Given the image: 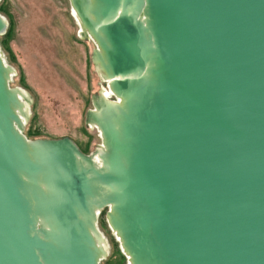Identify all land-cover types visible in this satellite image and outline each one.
<instances>
[{"label": "water", "instance_id": "obj_1", "mask_svg": "<svg viewBox=\"0 0 264 264\" xmlns=\"http://www.w3.org/2000/svg\"><path fill=\"white\" fill-rule=\"evenodd\" d=\"M70 2L104 151L27 139L0 49V264H100L106 208L129 264H264V0Z\"/></svg>", "mask_w": 264, "mask_h": 264}, {"label": "rangeland", "instance_id": "obj_2", "mask_svg": "<svg viewBox=\"0 0 264 264\" xmlns=\"http://www.w3.org/2000/svg\"><path fill=\"white\" fill-rule=\"evenodd\" d=\"M0 15L8 22L0 49L14 70L10 87L26 90L32 98L23 134L29 140L70 137L85 154L99 149L101 134L87 124L86 113L107 84L94 61L97 45L80 36L70 0H0ZM108 211L98 216L99 234L110 247L100 264H129L108 224Z\"/></svg>", "mask_w": 264, "mask_h": 264}, {"label": "bare ground", "instance_id": "obj_3", "mask_svg": "<svg viewBox=\"0 0 264 264\" xmlns=\"http://www.w3.org/2000/svg\"><path fill=\"white\" fill-rule=\"evenodd\" d=\"M72 14L74 15V17L77 19V21L79 22V18L77 17V14H76V12L74 11V9L72 8ZM80 24V23H79ZM80 36L82 37V38H84V39H89L90 37L87 35V33H86V31H85V29L84 28H82V26H80ZM97 67H98V71H99V73H100V77H101V79H102V82L103 83H105V84H107V81H106V78H105V76H104V74H103V72H102V70L100 69V66L97 64ZM21 91H18V93H20V98L22 99V101L24 102V108H23V111L24 112H22V119H23V121H24V123H27V121H28V118L30 117V115H31V109H30V105H31V95L28 93V92H26V90H23V89H20ZM100 93H101V95L103 96V97H109L111 94H110V92H109V90L107 89V88H105V87H103V88H101V90H100ZM115 102H119V100L118 101H115ZM120 103V102H119ZM119 103H115V104H119ZM92 128H96V126H93L92 125ZM104 151V147L103 146H100L99 147V152L100 153H102ZM98 153V152H97ZM115 233V232H114ZM116 234V233H115ZM117 236V235H116ZM96 237H97V241H98V243H99V245H100V248L103 250V253L105 254V256L106 255H108L109 254V252H110V247H109V244L107 243V241H106V239L105 238H103L102 236H100V234L98 235H96ZM117 238H118V240L120 241V238L117 236Z\"/></svg>", "mask_w": 264, "mask_h": 264}, {"label": "trees", "instance_id": "obj_4", "mask_svg": "<svg viewBox=\"0 0 264 264\" xmlns=\"http://www.w3.org/2000/svg\"><path fill=\"white\" fill-rule=\"evenodd\" d=\"M118 256L120 257V259H123L122 255L120 253H118ZM120 264V263H118Z\"/></svg>", "mask_w": 264, "mask_h": 264}]
</instances>
